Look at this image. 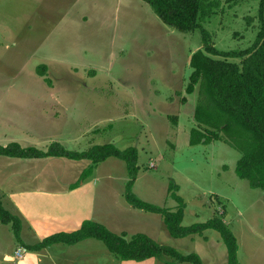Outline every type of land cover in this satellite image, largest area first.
Here are the masks:
<instances>
[{"label": "rangeland", "instance_id": "374dc122", "mask_svg": "<svg viewBox=\"0 0 264 264\" xmlns=\"http://www.w3.org/2000/svg\"><path fill=\"white\" fill-rule=\"evenodd\" d=\"M203 2L212 14L201 25L218 51L253 47L260 31V0ZM203 47L201 29L180 32L142 0H0V145L16 142L47 151L60 140L77 152L105 144L122 151L136 148L135 195L174 212L179 208L175 192L185 203L183 227L222 218L237 239L239 263L264 264V193L237 176L241 154L223 142L190 145L198 101L197 93L187 94L190 62ZM5 159L0 157V175ZM87 162L39 159L25 169L39 170L42 186L64 192ZM94 173L97 218L112 232L126 233L128 239L145 233L183 254H198L203 264H228L218 232L173 238L162 216L134 209L125 198L130 177L124 161L109 158ZM29 177L21 176L24 182L11 177L15 185H9L27 188ZM0 191L7 195L5 182ZM19 199L29 222L28 216L41 210L40 195L21 194ZM21 236L26 245L42 242L25 227ZM21 248L26 249L11 226L0 221V264L124 263L95 239L18 257ZM156 261L171 263L165 256Z\"/></svg>", "mask_w": 264, "mask_h": 264}, {"label": "trees", "instance_id": "16d2710c", "mask_svg": "<svg viewBox=\"0 0 264 264\" xmlns=\"http://www.w3.org/2000/svg\"><path fill=\"white\" fill-rule=\"evenodd\" d=\"M142 1L152 7L163 23L180 32L202 30L204 47L192 54L190 67L193 72L187 87L188 95L198 94L194 112L196 125L190 132V145H210L215 142L229 145L241 154L235 170L237 176L249 182L251 188L264 193V0H260L259 4L260 31L253 47L228 53L218 51L212 45L210 34L202 28L201 21L209 15L203 0ZM228 58H240L241 61L229 62ZM184 100L187 102V99ZM0 157L87 160L90 165L83 172L81 180L92 176L98 165L109 158L120 159L127 164L130 177L125 198L134 209L162 216L173 238L202 235L208 230L218 232L227 247L228 264H240L237 239L222 218L183 227L185 203L175 192L172 196L179 208L174 212L145 202L132 192L139 174V153L136 148L122 151L114 144H105L77 152L68 150L60 143H53L47 151H42L35 147L25 148L15 142L7 146L0 145ZM175 188L171 186L170 191L173 192ZM0 221L11 226L17 242L25 246L27 251L39 252L57 244L73 246L95 239L103 242L109 252L123 262H144L165 256L173 264H203L196 253L183 254L143 233L128 239L126 233L118 235L105 225L91 220L85 221L77 231L58 233L36 245H26L21 236L22 218L6 209L1 197Z\"/></svg>", "mask_w": 264, "mask_h": 264}, {"label": "crops", "instance_id": "0c3cea01", "mask_svg": "<svg viewBox=\"0 0 264 264\" xmlns=\"http://www.w3.org/2000/svg\"><path fill=\"white\" fill-rule=\"evenodd\" d=\"M55 143L62 144L68 150L70 148L67 141L63 142L59 140L56 141ZM55 158L56 157L46 158V159L52 160ZM5 160H6L5 163L6 172L5 169H2V175H0V178L5 177L6 180L3 181L1 179L0 186H1V182H5L8 192L6 195L5 194L6 191H0L3 192L5 195V196L0 195V197L2 198L4 204L8 203L11 207L15 209L16 212L21 213L22 215L21 217L23 219V224H24L23 227H25L30 233H32L33 236L39 238L40 241H43L45 238L58 233H62V232L70 233L77 231L81 228L82 224L87 220H92L102 224L100 222V219L97 218V197L99 193V185H97L98 182L97 175L93 173L92 176L88 177L91 178V180H88L87 182L84 180H81L84 182H77L80 181L83 172L90 165L89 161L87 162L86 160L87 163L82 165V169L78 172L79 175L78 178H76L74 183L71 184L69 188L64 190V192H54L40 184L39 181L41 176L38 172L39 170L34 171L32 167H31V171H27L25 169V167L29 168L30 165L34 164V161L39 159H19V158L6 157ZM20 160L22 161L26 160L27 165L24 166L21 163L22 161ZM84 161L85 160L81 162ZM76 162H80V161H76ZM12 164H17L16 168H13ZM23 175L24 176L30 175L29 179L31 181L30 182L31 184L28 186L25 185L27 188H22L21 185L16 186V188L12 185H9V183L14 184V182L10 180L12 178L15 180L17 179V181L24 182V180L20 178ZM18 178H20V180H18ZM10 190H15V191L10 193ZM16 190L19 191L20 193H16ZM29 193L40 195L39 201L42 203L43 206L41 205V210H38L36 213H33L31 216H28L30 221L28 220L29 222H27L26 220L27 217L25 218L26 215L23 210V207L25 205L19 199V196L21 194L28 195ZM38 213H42V216L37 215ZM40 223H44V225L42 226ZM122 231H126V230H122ZM156 263H157L156 259H150L144 262L125 261L123 264H156Z\"/></svg>", "mask_w": 264, "mask_h": 264}, {"label": "built area", "instance_id": "2783aa9c", "mask_svg": "<svg viewBox=\"0 0 264 264\" xmlns=\"http://www.w3.org/2000/svg\"><path fill=\"white\" fill-rule=\"evenodd\" d=\"M27 251V249L25 248H21L19 249V252L17 253L18 254V257H23V254ZM24 252V253H23Z\"/></svg>", "mask_w": 264, "mask_h": 264}]
</instances>
